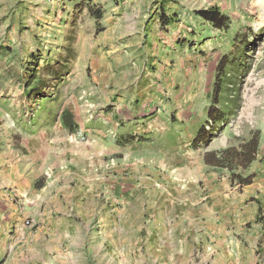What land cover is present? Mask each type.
<instances>
[{
  "label": "crops",
  "instance_id": "obj_1",
  "mask_svg": "<svg viewBox=\"0 0 264 264\" xmlns=\"http://www.w3.org/2000/svg\"><path fill=\"white\" fill-rule=\"evenodd\" d=\"M122 19L103 23L91 45L86 92L59 96L56 110L46 107L39 148L19 142L18 130L3 122L10 117L1 104L12 94L0 85V223L46 247V258L59 249L57 256L70 262L82 248L85 258L107 264H264V225L257 221L264 210L261 137L257 158L241 171L254 177L240 185L227 168L206 161L217 149L197 154L176 127L158 135L161 114L171 116L174 107L176 116H187L194 95L164 100L157 73L144 61L155 46L151 35L144 42ZM64 114L78 129L61 120ZM20 145L33 152L24 154ZM165 154H172L165 166L177 179L164 182L157 159ZM12 193L25 200L24 218Z\"/></svg>",
  "mask_w": 264,
  "mask_h": 264
},
{
  "label": "rangeland",
  "instance_id": "obj_2",
  "mask_svg": "<svg viewBox=\"0 0 264 264\" xmlns=\"http://www.w3.org/2000/svg\"><path fill=\"white\" fill-rule=\"evenodd\" d=\"M81 1L102 7L107 27L113 18L123 17L124 26L135 25L144 42L151 35L155 46L144 61L157 73L164 100L194 95L187 116H176L174 107L172 117L161 114L155 121L158 135L169 126L176 127L201 155L205 149L237 146L257 132L264 150V0H0V85H9L12 94L1 104L10 117L3 122L18 130L19 142L29 140L37 148L42 146L50 105L56 110L59 96L74 91L84 94L92 84V76L85 70L96 54L91 45L100 33L86 8L77 6ZM214 5L230 17L228 30L214 29L196 16V10ZM162 13L167 24L162 23ZM32 65L35 76L28 77ZM29 81L32 87L28 91L23 88ZM46 97L55 102L40 100ZM61 120L78 129L70 114L62 115ZM200 131L203 137L198 135ZM20 149L26 155L33 152L26 146L20 145ZM169 156L172 154L157 159L162 162L158 170L164 182L169 177L177 179L165 166L171 161ZM21 199L11 201L23 208L24 218L26 204ZM10 224L0 223V264H107L85 258L89 253L82 248L74 249L77 256L71 262L70 257L66 261L57 256L59 249L46 258V247L27 242ZM114 264L130 263L116 260ZM131 264L151 263L133 259Z\"/></svg>",
  "mask_w": 264,
  "mask_h": 264
},
{
  "label": "trees",
  "instance_id": "obj_3",
  "mask_svg": "<svg viewBox=\"0 0 264 264\" xmlns=\"http://www.w3.org/2000/svg\"><path fill=\"white\" fill-rule=\"evenodd\" d=\"M76 6V5H75ZM79 8H86L88 15L95 19L96 33L104 30V26H100V22L105 17L104 9L95 3L90 1H81L77 4ZM196 16L202 18L206 23H209L214 29L217 30H228L230 26V17L224 13L218 6H211L207 8L198 9L195 11ZM162 23L167 24L169 20L165 15L161 16ZM31 71L29 76H35L34 65L30 66ZM30 70V69H29ZM214 100H217L216 90L214 91ZM209 115H212V107L208 110ZM218 119H215L217 122ZM199 136L202 135L201 131ZM203 137V135H202ZM200 138L198 141H201ZM260 147V136L256 132L249 139L241 142L239 145H229L221 150L210 152L206 154V161H210L212 164L227 168L232 173V181L235 180L240 185L248 184L252 181L254 174L243 176V172L250 164L257 158V154ZM240 169L241 171H238ZM257 221L264 225V210H260V214Z\"/></svg>",
  "mask_w": 264,
  "mask_h": 264
},
{
  "label": "built area",
  "instance_id": "obj_4",
  "mask_svg": "<svg viewBox=\"0 0 264 264\" xmlns=\"http://www.w3.org/2000/svg\"><path fill=\"white\" fill-rule=\"evenodd\" d=\"M14 194H15V193H14ZM14 194H13V193L11 194V198H12V199H16V198L18 197L16 194H15V195H14ZM21 200H22V203L25 204V202H24V201H25L24 198L21 199ZM25 224H26V225H32V221H31V219H30L29 217H26V218H25Z\"/></svg>",
  "mask_w": 264,
  "mask_h": 264
}]
</instances>
